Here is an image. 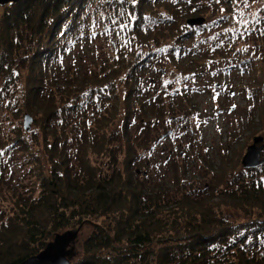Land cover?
<instances>
[{"label": "trees", "instance_id": "16d2710c", "mask_svg": "<svg viewBox=\"0 0 264 264\" xmlns=\"http://www.w3.org/2000/svg\"><path fill=\"white\" fill-rule=\"evenodd\" d=\"M240 3L19 0L0 6V134L17 138L0 143V158L24 151L36 165L23 193L12 191L11 208L0 206V264H20L57 234L85 228L92 231L76 252L77 241L72 247L73 259L79 254L73 264H264V164L220 172L204 186L187 179L186 166L174 165L171 188L150 184L136 166L148 162L145 151L158 141L151 131L165 118L160 111L169 110L171 86L197 72L194 59L251 72L256 91L264 93V26L236 30L241 38L253 33L254 52L239 47L227 29L250 10L249 1ZM214 8L224 11L203 26L188 25L186 18ZM27 114L43 133V158L22 138ZM132 119L138 122L129 133ZM69 131L79 139L73 142ZM122 138L125 149L115 147ZM16 146L22 149L12 153ZM225 176L240 187L230 209L217 202Z\"/></svg>", "mask_w": 264, "mask_h": 264}, {"label": "rangeland", "instance_id": "374dc122", "mask_svg": "<svg viewBox=\"0 0 264 264\" xmlns=\"http://www.w3.org/2000/svg\"><path fill=\"white\" fill-rule=\"evenodd\" d=\"M247 1H249V5H246V3L240 4H245L246 8H250V10L244 15L239 14L236 21L230 20V27L227 29L232 31L229 33L231 36H238L236 44L239 47L246 46L251 49V52H254L255 40L253 33L249 37L242 35L241 38L236 30L238 28L241 32L245 29L253 30L256 25L264 26V14L261 12L264 2ZM214 9V12L208 11L205 16H191L186 19H215L222 12V9ZM242 17H245V19H241ZM236 22H238V26H235ZM227 29L226 27L222 29V33L228 32ZM228 36H225V40ZM184 60L190 62L191 58H184ZM192 62L194 65L191 69L197 72L189 73L186 76V84H181L178 87L180 84L176 83L171 86L167 95V109L169 110L165 114L160 111V116L165 115V118L160 120L161 125L155 131H151L154 140L158 141L153 142L147 148V151L144 150L145 155H148V158H146L148 162L144 160V162L136 164L141 173L148 175L147 181L150 184L160 183L171 188L174 181L173 173L177 167L182 166H186L188 180H194L200 186H204V183H208L206 185L214 184L215 175H219L220 172L228 173L232 171L237 173L239 170L244 171L241 162L247 148L253 143L255 137H264V93L259 95L256 91L258 87L252 81L251 72L245 73L239 68L229 69L231 68L230 65L223 69L228 61H219L220 64H218L213 63L211 60L206 61L204 58H196ZM172 75V73L167 74L165 80L171 79ZM173 101L174 103L171 104ZM170 109L174 111V116L169 113ZM35 121L34 118L32 131L27 133L23 129L24 119L20 120V126L24 132L22 138L28 143L33 154L43 158L45 155L43 133L35 125ZM135 121L132 119L127 125L129 133L135 132L133 130L138 122ZM11 123L13 122L10 119ZM12 128L13 125L10 126V129ZM117 129L118 125L113 127V130ZM170 131V136L161 139L163 135ZM67 133H69L71 140L74 139L73 142L80 137L77 131ZM12 139H17L12 131H2L0 134V143L4 142V146ZM118 141L119 143H115V147L120 145L123 149L122 147L126 142L125 138ZM18 148L21 147L16 146L12 153ZM115 149L117 150V148ZM1 153L2 150H0V155ZM1 157L0 170L6 177L1 179L0 182L1 194H4L0 195V206L4 209H10V197L14 196L12 191L16 192L20 189L19 194L23 193L24 189L22 187H28L29 183L33 181H31L32 176H29V171L33 170L32 175H34L36 165L32 164L31 159L33 156L24 151L18 152L16 155H3ZM262 158L264 159V152ZM122 159L124 161V156L120 157V160ZM174 165L177 167L175 168ZM251 173L247 171L245 178L252 176ZM219 183L220 185L216 186L217 202H225L230 206L228 209L232 208L231 205L236 206L237 203L230 198L233 191L240 190L238 185L234 186L235 180L225 176L222 182L219 180ZM245 211L239 210L238 212L243 216L242 213H245ZM238 218H241V216ZM91 231L92 229L85 228L79 234L77 244L74 247L75 252L77 247H80L82 242L90 235ZM75 258L71 264L75 262Z\"/></svg>", "mask_w": 264, "mask_h": 264}, {"label": "water", "instance_id": "95a60500", "mask_svg": "<svg viewBox=\"0 0 264 264\" xmlns=\"http://www.w3.org/2000/svg\"><path fill=\"white\" fill-rule=\"evenodd\" d=\"M19 0H0V6L13 4ZM205 18H192L188 20L189 26H203ZM33 118L29 114L24 117V130L27 133L32 131ZM171 134V131L161 137L165 138ZM160 139V140H161ZM264 152V137L257 136L253 143L247 148L242 158L241 165L246 170L258 169L264 164L262 154ZM80 230L66 231L57 234L39 254L32 256L20 264H71L74 257L73 246L75 245Z\"/></svg>", "mask_w": 264, "mask_h": 264}, {"label": "snow or ice", "instance_id": "6c2138e0", "mask_svg": "<svg viewBox=\"0 0 264 264\" xmlns=\"http://www.w3.org/2000/svg\"><path fill=\"white\" fill-rule=\"evenodd\" d=\"M240 2H241V0H234V3H236V4H239ZM243 2H244V3H247V0H243ZM222 11H223V9H222ZM112 23H114V24H115V23H116V21H115V20H113V21H112Z\"/></svg>", "mask_w": 264, "mask_h": 264}]
</instances>
